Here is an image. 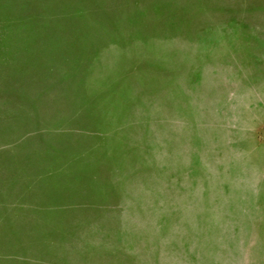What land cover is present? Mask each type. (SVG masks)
<instances>
[{
    "label": "rangeland",
    "instance_id": "rangeland-1",
    "mask_svg": "<svg viewBox=\"0 0 264 264\" xmlns=\"http://www.w3.org/2000/svg\"><path fill=\"white\" fill-rule=\"evenodd\" d=\"M0 264H264V0H0Z\"/></svg>",
    "mask_w": 264,
    "mask_h": 264
}]
</instances>
